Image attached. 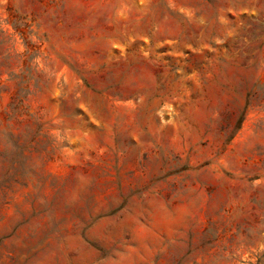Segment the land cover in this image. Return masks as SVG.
<instances>
[{
	"label": "rangeland",
	"instance_id": "rangeland-1",
	"mask_svg": "<svg viewBox=\"0 0 264 264\" xmlns=\"http://www.w3.org/2000/svg\"><path fill=\"white\" fill-rule=\"evenodd\" d=\"M0 264H264V0H0Z\"/></svg>",
	"mask_w": 264,
	"mask_h": 264
}]
</instances>
